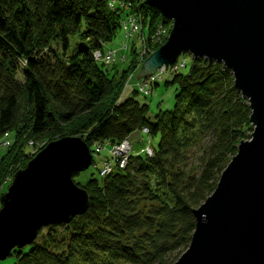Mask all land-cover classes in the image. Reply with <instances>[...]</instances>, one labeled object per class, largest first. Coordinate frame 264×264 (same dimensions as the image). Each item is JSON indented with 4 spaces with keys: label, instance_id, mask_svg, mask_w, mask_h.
Listing matches in <instances>:
<instances>
[{
    "label": "trees",
    "instance_id": "16d2710c",
    "mask_svg": "<svg viewBox=\"0 0 264 264\" xmlns=\"http://www.w3.org/2000/svg\"><path fill=\"white\" fill-rule=\"evenodd\" d=\"M110 1L0 0V136H12L0 159V188L30 140L62 134L81 138L91 150L143 127L160 136L151 157L131 155L124 170L76 184L89 195L86 213L43 228L45 235L41 229L32 244L10 253L14 264H173L189 245L192 211L214 191L239 143L250 138L248 102L231 72L203 57H191L186 72L165 82L177 87L174 105L153 121L134 97L119 102L128 75L138 72L135 58L118 72L92 53L113 41L126 15L140 13L148 34L167 20L142 0H125L129 9L114 10ZM75 35L89 45L68 57ZM207 135L199 172L185 174L180 166L188 150Z\"/></svg>",
    "mask_w": 264,
    "mask_h": 264
},
{
    "label": "water",
    "instance_id": "95a60500",
    "mask_svg": "<svg viewBox=\"0 0 264 264\" xmlns=\"http://www.w3.org/2000/svg\"><path fill=\"white\" fill-rule=\"evenodd\" d=\"M172 21L164 44L140 65L136 81L181 54L222 63L250 109V139L192 211L187 249L173 264H264V0H142ZM92 164L79 137L49 142L17 170L0 196V262L32 244L41 229L69 224L89 207L74 174Z\"/></svg>",
    "mask_w": 264,
    "mask_h": 264
},
{
    "label": "rangeland",
    "instance_id": "374dc122",
    "mask_svg": "<svg viewBox=\"0 0 264 264\" xmlns=\"http://www.w3.org/2000/svg\"><path fill=\"white\" fill-rule=\"evenodd\" d=\"M167 20L166 25V40L169 36L171 27H172V21ZM84 29V26L82 25V28L80 29L81 31ZM139 36H133L130 38L125 37L124 30L120 28L117 32L116 37L113 39L111 43H106L102 46V51H108V50H114L118 51L116 54V63L115 67L118 72H122L125 69H128L129 65L132 63L133 58H135V64H137V68H140V65L142 62L152 53L154 52L156 47L161 46L162 44L165 43V41L162 44H159L152 48V42H149V38H146V48L143 49L141 47V43L139 39L137 38ZM142 38V36H141ZM151 38V37H150ZM89 45V42L86 40L80 38L78 35H75L73 37L69 38V48L66 51V55L68 57L74 55L78 50L85 48ZM127 47L126 49L124 48ZM132 46L136 47V53L132 54ZM152 48V49H151ZM146 53V55L140 59L139 56L137 55V51L139 53L143 51ZM59 54H61V49H59ZM135 55V56H134ZM124 57V58H123ZM122 58L124 61H122ZM187 63L186 68L181 69L180 72H186L187 69L190 66L191 62V56L188 54H181L180 57L178 58L177 63ZM175 64V63H174ZM162 68H159L156 72H164L161 70ZM139 70V69H138ZM18 73V79L22 81L21 73H22V68ZM155 72V73H156ZM148 78V77H146ZM171 76L168 75H163V78L161 79L160 82H158V86H149L146 88L148 90L147 94H143L142 92L139 91L138 89V83L142 80L136 81V75L129 74L127 79L125 80L124 83V88L122 93L119 96L118 101L119 102H124L127 98H132L134 97L136 101H138L140 104H145L148 106V118L153 121L155 115L160 111H168L173 108L174 105V96L176 94V86L175 85H166L165 82H170L172 79ZM160 80V79H159ZM153 86V87H152ZM133 92H137V95H135ZM249 132H247L248 134ZM12 135V134H11ZM62 134H57L54 135L52 138L47 137L43 139H37V140H30L27 142V147L25 148V153L26 156L21 158V161L17 162L15 166L16 170L24 168L25 164L40 150H42L49 142L57 140L59 138H62ZM129 140L132 141L133 143V149H132V155H137L140 149L146 145L147 141L150 142L151 146L153 149L157 148L158 142H159V135H154V136H149L143 134L140 130H137L129 135ZM250 139V138H249ZM12 140V136L8 135L7 133L3 134V136H0V159L3 157L4 153L6 152V149L10 147ZM248 140V139H247ZM37 142V144H36ZM210 143V137L207 135L203 138H201L197 144L193 147H191L186 155V161L181 164L180 168L184 171L185 174H191V175H196L199 172L200 168V159L202 156V153ZM101 147H103V150L99 154H94L93 155V163L89 168L81 173H78L73 177V180L76 184L80 186H84L88 180L91 178H102L99 175V169L102 167L103 161L110 156V148L109 145H103L100 144ZM105 146V147H104ZM94 145L91 148V152H94ZM12 168V169H13ZM12 176L13 174H9L1 188H0V196L7 191V188L10 186L11 181H12ZM1 208V206H0ZM47 233L46 229H43L42 235H45ZM58 233V232H57ZM15 263V257L11 256L5 259L4 261L0 262V264H14Z\"/></svg>",
    "mask_w": 264,
    "mask_h": 264
},
{
    "label": "built area",
    "instance_id": "2783aa9c",
    "mask_svg": "<svg viewBox=\"0 0 264 264\" xmlns=\"http://www.w3.org/2000/svg\"><path fill=\"white\" fill-rule=\"evenodd\" d=\"M108 5L111 10H114L118 6L124 9H129L131 6V4L125 0L124 1L111 0ZM120 25L121 28L124 30L126 38L139 36L137 38L139 39L141 43V47L143 49L146 48L147 37L149 38V42H152V48H154L159 44H162L166 40L167 33L165 30L166 28L165 23L158 24L155 30L151 34H148L145 32V29L143 30L144 27L142 25V15L140 13H134L124 16L123 19L120 21ZM124 48L126 49L127 47L124 46ZM117 53L118 51H114V50H108L105 52H103L102 50H96L92 53V57L97 62L103 63L106 66H111L116 63ZM137 55L139 56L140 59H142L146 55V53L144 52V50L141 51L140 53L139 51H137ZM123 58L122 61H124ZM177 62L178 59L175 64L168 66L166 70L165 67H162L161 70H163L164 72L158 73L159 72L158 71L154 73L151 77L142 79L138 83L139 91L142 92L143 94H147L148 90H146V88L153 85L154 83L160 82L161 79L163 78V75L172 76L173 74L179 72L181 69L186 68L187 63L184 62L177 63ZM141 132L145 135L150 134L149 129L146 127H143L141 129ZM94 146H95L94 152H92V163H93V155L95 153L99 154L103 150V147H101L99 143L94 144ZM109 148H110V156L103 161L102 167L101 169H99V175L101 177H105L113 173L114 171L125 169L132 155L133 143L132 141L129 140V138H126L115 145L109 146ZM153 153H154V149L152 148L150 142L147 141L146 145H144L140 149L137 155L141 154L151 157Z\"/></svg>",
    "mask_w": 264,
    "mask_h": 264
}]
</instances>
